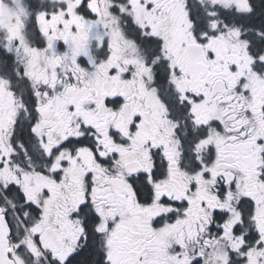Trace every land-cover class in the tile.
Instances as JSON below:
<instances>
[{
	"label": "snow or ice",
	"instance_id": "6c2138e0",
	"mask_svg": "<svg viewBox=\"0 0 264 264\" xmlns=\"http://www.w3.org/2000/svg\"><path fill=\"white\" fill-rule=\"evenodd\" d=\"M0 264H264V0H0Z\"/></svg>",
	"mask_w": 264,
	"mask_h": 264
},
{
	"label": "flooded vegetation",
	"instance_id": "af4514ba",
	"mask_svg": "<svg viewBox=\"0 0 264 264\" xmlns=\"http://www.w3.org/2000/svg\"><path fill=\"white\" fill-rule=\"evenodd\" d=\"M4 21H5V23L12 24V23H14V18L10 15H5Z\"/></svg>",
	"mask_w": 264,
	"mask_h": 264
}]
</instances>
